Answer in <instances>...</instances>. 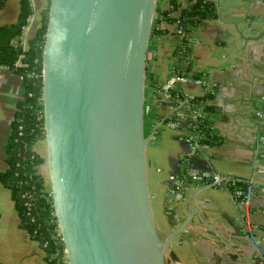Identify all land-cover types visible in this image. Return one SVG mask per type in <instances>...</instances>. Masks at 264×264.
<instances>
[{
	"label": "water",
	"instance_id": "95a60500",
	"mask_svg": "<svg viewBox=\"0 0 264 264\" xmlns=\"http://www.w3.org/2000/svg\"><path fill=\"white\" fill-rule=\"evenodd\" d=\"M159 0H48L40 53L45 196L64 264H167L144 104ZM264 35V31L258 36Z\"/></svg>",
	"mask_w": 264,
	"mask_h": 264
},
{
	"label": "crops",
	"instance_id": "0c3cea01",
	"mask_svg": "<svg viewBox=\"0 0 264 264\" xmlns=\"http://www.w3.org/2000/svg\"><path fill=\"white\" fill-rule=\"evenodd\" d=\"M30 3L28 36L40 27L48 0ZM215 4V16L201 18L194 29L185 31L190 41L189 72L209 73L214 81L206 109L215 130L214 142L193 149L166 124L162 128L165 135L148 138L152 208L160 234L166 237L174 232L165 248L167 264H264V256L242 231V207L227 185L185 180L172 202L168 192L171 179L189 168L213 167L252 182L255 193L248 216L264 248V35L256 37L264 31V0H215ZM168 5L169 0H159L158 13ZM19 8V0H6L0 9V24L15 21ZM173 27L156 19L149 44L146 100L153 103L152 120L171 102L165 96V103H157L152 87L168 75ZM183 88L200 94L192 83H184ZM23 90L17 71L0 70V171L7 166L5 143ZM152 129L153 123L147 134ZM38 140L33 144L37 152ZM187 156V161L182 160ZM42 258L38 241L20 225L10 188L0 182V263L39 264Z\"/></svg>",
	"mask_w": 264,
	"mask_h": 264
},
{
	"label": "trees",
	"instance_id": "16d2710c",
	"mask_svg": "<svg viewBox=\"0 0 264 264\" xmlns=\"http://www.w3.org/2000/svg\"><path fill=\"white\" fill-rule=\"evenodd\" d=\"M5 2L6 0H0V9ZM19 3L20 8L16 20L0 24V64H6L10 69L17 71L22 76L24 87L23 97L18 102V108L11 121L10 133L5 143L7 166L0 171V182L10 188L14 205L20 216V225L31 238L38 241L43 251V258L39 264H64L58 251L53 225L49 221L50 207L45 196V185L37 168L43 158L33 147L41 132L38 102L40 86L35 73L40 71L39 59L46 8L42 14L40 27L23 43L16 36L21 34L22 26L27 23L32 8L30 0H19ZM169 3L171 8L160 9L156 19L158 22L162 18L166 23L174 25L170 30L173 42L172 52L178 55V67L189 71L187 64L191 62V58L187 63H183L182 58L189 54L190 41L185 34L181 38L174 35L175 21L179 20L178 25H181L184 31L194 29L201 18L216 15L215 0H169ZM17 60H21L23 64L16 66ZM157 103L165 102L157 100ZM206 121L209 134L202 139V142L212 143L215 130L208 127L211 125L208 118ZM26 201L30 202L29 208L25 204Z\"/></svg>",
	"mask_w": 264,
	"mask_h": 264
},
{
	"label": "built area",
	"instance_id": "2783aa9c",
	"mask_svg": "<svg viewBox=\"0 0 264 264\" xmlns=\"http://www.w3.org/2000/svg\"><path fill=\"white\" fill-rule=\"evenodd\" d=\"M168 8H171L169 3ZM158 15V12H157ZM30 17V16H29ZM29 17L27 23L22 26V32L16 38L21 42H25L28 35L26 30L29 24ZM165 21L160 19V22ZM179 20L175 21V34L181 38L184 36L185 31L178 25ZM190 55H184L182 58L183 63H187ZM21 60L16 61V66H21ZM178 55L171 51L168 61V75L164 81L153 84L152 93L154 98L162 101L165 96H169L171 103L169 108L165 110L162 115L156 116L151 119L153 113V104L145 101L144 115L153 121V129L150 134L151 137L161 124H166L170 129L174 130L178 137L186 142L191 148L196 149L200 144H207L202 142V139L208 136L207 130V111L206 106L209 102L210 95L214 94V81L209 73L201 72L198 75H192L188 70L178 67ZM10 69L6 64H0V70ZM40 72V71H39ZM39 72L35 76H39ZM22 77V76H21ZM184 83H192L196 85L199 90V95H194L183 88ZM40 117V115H39ZM208 127L213 128L212 124ZM40 138V137H39ZM188 156L182 158L187 161ZM185 180H189L196 184H223L227 185L232 192L236 202L242 207L241 221L242 231L249 238L251 243L255 246L256 250L264 256V248L262 247L259 238L255 233L256 224H254L248 216V207L251 204L252 198L255 193L254 185L248 180H242L232 174L223 173L215 170L213 167L204 168L201 170L186 169L182 175L175 176L171 179L168 186L170 194V202L179 197V190L184 184ZM27 208L30 202L26 201ZM170 206V205H169ZM50 221V218H49Z\"/></svg>",
	"mask_w": 264,
	"mask_h": 264
},
{
	"label": "rangeland",
	"instance_id": "374dc122",
	"mask_svg": "<svg viewBox=\"0 0 264 264\" xmlns=\"http://www.w3.org/2000/svg\"><path fill=\"white\" fill-rule=\"evenodd\" d=\"M46 9H47V7H46ZM45 10V9H44ZM146 96H147V88H146ZM147 101V100H146ZM152 123L153 122H151V120L148 118V117H145V121H144V126H145V133L147 134L148 133V131L151 129V127H152ZM164 124H161V126H159L158 128H157V131L154 133V134H156L157 133V135H165V133L163 134V131L164 130H162V128L164 127L165 128V126H163ZM153 134V135H154ZM151 139V138H150ZM149 139V140H150ZM166 146V144H165V142H164V145L162 146V147H165ZM37 148H38V152H40V153H42L43 152V149H44V146L42 145V142H41V140H40V138H39V140H38V143H37ZM43 148V149H42ZM148 171H149V167H148ZM38 172L42 175V178H43V182H44V185L45 184H48L49 182V180H48V174H47V171H46V169H44V165H43V162L41 163V165H39L38 166ZM22 246L23 247H26L24 244H22ZM22 246H20V248H22ZM37 249H39V247L35 244L34 245ZM40 250V249H39ZM14 263V262H13ZM9 264H12V262H10L9 261Z\"/></svg>",
	"mask_w": 264,
	"mask_h": 264
}]
</instances>
